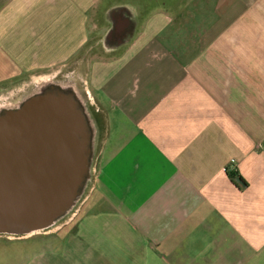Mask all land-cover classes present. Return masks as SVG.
Wrapping results in <instances>:
<instances>
[{"label": "crops", "instance_id": "0c3cea01", "mask_svg": "<svg viewBox=\"0 0 264 264\" xmlns=\"http://www.w3.org/2000/svg\"><path fill=\"white\" fill-rule=\"evenodd\" d=\"M69 69L80 202L0 264H264V0H0V88Z\"/></svg>", "mask_w": 264, "mask_h": 264}, {"label": "water", "instance_id": "95a60500", "mask_svg": "<svg viewBox=\"0 0 264 264\" xmlns=\"http://www.w3.org/2000/svg\"><path fill=\"white\" fill-rule=\"evenodd\" d=\"M89 126L74 93L55 85L0 110V234L48 229L76 203Z\"/></svg>", "mask_w": 264, "mask_h": 264}, {"label": "rangeland", "instance_id": "374dc122", "mask_svg": "<svg viewBox=\"0 0 264 264\" xmlns=\"http://www.w3.org/2000/svg\"><path fill=\"white\" fill-rule=\"evenodd\" d=\"M29 78L30 79L32 78L31 79L33 81L32 83L27 81L29 80L28 77H24L23 79H20L19 81H16V82L10 81L6 83L5 86H2L0 88V102L3 103V101L11 100L13 103L15 104L18 103L19 105L22 101L21 97L24 98V95H28V93L30 92L33 94L34 92H36L37 87L35 85H38V84H40L42 89L47 88L51 85L61 87L62 89L70 88L76 97L77 95H79L82 98H84L83 87H82V83L80 82L81 78L77 70L74 71L72 69H69L63 75L59 74L57 76H53L51 75V73L49 75L46 73L45 75L43 74L39 76L33 75L32 77L30 76ZM35 78H38V79L34 81ZM27 86L28 88L31 86V88L27 89ZM12 97H16V100L12 99ZM11 107H14V106H11ZM90 157H91V153H90ZM90 157H89V160H90ZM80 198H81V190L76 200V203L73 204V206L68 210L67 213L71 212L73 208H75V206L80 202Z\"/></svg>", "mask_w": 264, "mask_h": 264}, {"label": "flooded vegetation", "instance_id": "af4514ba", "mask_svg": "<svg viewBox=\"0 0 264 264\" xmlns=\"http://www.w3.org/2000/svg\"><path fill=\"white\" fill-rule=\"evenodd\" d=\"M32 83V82H31ZM29 86V85H28ZM28 86H27V89H30L31 88V86L28 88ZM36 87H37V89H36V92H34V93H37V92H39V91H41L42 90V88H41V86H40V84H38V85H35ZM65 90H67V91H71V89L70 88H67V89H65ZM72 92V91H71ZM32 95L33 93H28V95H24V98L23 97H21L22 98V101L27 97V96H29V95ZM17 97V96H16ZM16 97H12V99H15L16 100ZM18 98V97H17ZM21 101V102H22ZM18 105V103L17 104H15V103H13L11 100H6V101H3V103L2 102H0V110H2V109H4V108H9V107H11V106H17Z\"/></svg>", "mask_w": 264, "mask_h": 264}, {"label": "built area", "instance_id": "2783aa9c", "mask_svg": "<svg viewBox=\"0 0 264 264\" xmlns=\"http://www.w3.org/2000/svg\"><path fill=\"white\" fill-rule=\"evenodd\" d=\"M229 170H231V172H233L231 164H229Z\"/></svg>", "mask_w": 264, "mask_h": 264}, {"label": "trees", "instance_id": "16d2710c", "mask_svg": "<svg viewBox=\"0 0 264 264\" xmlns=\"http://www.w3.org/2000/svg\"><path fill=\"white\" fill-rule=\"evenodd\" d=\"M230 175H231V176H234V172H230Z\"/></svg>", "mask_w": 264, "mask_h": 264}]
</instances>
